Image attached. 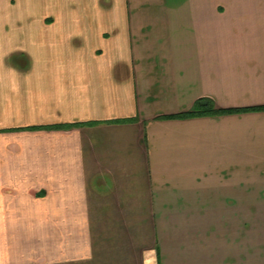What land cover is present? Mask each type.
<instances>
[{
  "label": "crops",
  "instance_id": "1",
  "mask_svg": "<svg viewBox=\"0 0 264 264\" xmlns=\"http://www.w3.org/2000/svg\"><path fill=\"white\" fill-rule=\"evenodd\" d=\"M166 2L0 0V264H264V0Z\"/></svg>",
  "mask_w": 264,
  "mask_h": 264
},
{
  "label": "rangeland",
  "instance_id": "2",
  "mask_svg": "<svg viewBox=\"0 0 264 264\" xmlns=\"http://www.w3.org/2000/svg\"><path fill=\"white\" fill-rule=\"evenodd\" d=\"M167 1L165 3L166 8H169L171 13H172V21L174 22L175 25H178V22L181 23V25H183V27H191L194 28V20H195V7H196V0H165ZM147 11H149V9H146ZM151 11V10H150ZM182 20V22L180 21ZM32 20H28L29 22V27H30V23ZM188 38H190V35H188ZM251 217L253 219H257L258 217H264V212L262 211H258V210H253L251 212ZM105 225V224H104ZM99 226L96 229V237H95V244L93 247V251H94V256L92 258L91 261L88 262H80V263H76V264H121L123 262V264H136L137 260L133 259L132 262L131 260H122V258H120L119 256L115 255L116 249H111L112 250V254H108L111 255L108 258H110L111 260L107 259L106 261L101 259V246L103 244H101V242H99V233L101 231L105 232L110 230V226L109 227H102ZM137 248V252H138V248H143V244H140V246L136 245ZM117 254V253H116ZM136 254H134V256H136ZM112 257V258H111ZM148 264H150L149 261H147Z\"/></svg>",
  "mask_w": 264,
  "mask_h": 264
},
{
  "label": "trees",
  "instance_id": "3",
  "mask_svg": "<svg viewBox=\"0 0 264 264\" xmlns=\"http://www.w3.org/2000/svg\"><path fill=\"white\" fill-rule=\"evenodd\" d=\"M260 108H253L251 110H257ZM245 111H248L246 109ZM240 112L239 110H219L214 108L212 101L208 98H200L196 100L192 106V109L188 112L179 114L177 117L180 118H193L202 116H216L225 113H235ZM34 129V128H33Z\"/></svg>",
  "mask_w": 264,
  "mask_h": 264
}]
</instances>
